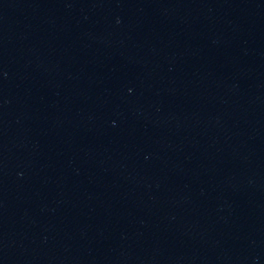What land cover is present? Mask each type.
<instances>
[{"label": "water", "instance_id": "water-1", "mask_svg": "<svg viewBox=\"0 0 264 264\" xmlns=\"http://www.w3.org/2000/svg\"><path fill=\"white\" fill-rule=\"evenodd\" d=\"M0 264H264V0H0Z\"/></svg>", "mask_w": 264, "mask_h": 264}]
</instances>
